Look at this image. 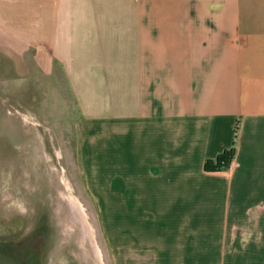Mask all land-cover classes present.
Returning <instances> with one entry per match:
<instances>
[{
  "label": "crops",
  "instance_id": "obj_1",
  "mask_svg": "<svg viewBox=\"0 0 264 264\" xmlns=\"http://www.w3.org/2000/svg\"><path fill=\"white\" fill-rule=\"evenodd\" d=\"M0 53L61 70L112 264H264V0H0Z\"/></svg>",
  "mask_w": 264,
  "mask_h": 264
},
{
  "label": "rangeland",
  "instance_id": "obj_2",
  "mask_svg": "<svg viewBox=\"0 0 264 264\" xmlns=\"http://www.w3.org/2000/svg\"><path fill=\"white\" fill-rule=\"evenodd\" d=\"M31 61L17 64L0 53V264H88L76 232L66 240L62 231L70 195L101 261L112 264L92 187L83 184L74 99L56 64L45 72Z\"/></svg>",
  "mask_w": 264,
  "mask_h": 264
},
{
  "label": "bare ground",
  "instance_id": "obj_3",
  "mask_svg": "<svg viewBox=\"0 0 264 264\" xmlns=\"http://www.w3.org/2000/svg\"><path fill=\"white\" fill-rule=\"evenodd\" d=\"M68 202H69L68 213L65 219H62L60 221L63 226L62 231L63 234L65 235L64 238H66L67 240V236L69 234H71L72 232H76V237L78 241L77 243L83 252L82 257L86 259L88 264H103L99 256L100 254L98 253L99 248H97L96 244L93 242L92 228L86 219L82 207L80 206L77 199L71 195L70 197H68ZM73 212L75 216L74 220L73 218L70 219V217L72 216L71 214Z\"/></svg>",
  "mask_w": 264,
  "mask_h": 264
},
{
  "label": "trees",
  "instance_id": "obj_4",
  "mask_svg": "<svg viewBox=\"0 0 264 264\" xmlns=\"http://www.w3.org/2000/svg\"><path fill=\"white\" fill-rule=\"evenodd\" d=\"M237 131H238V123L235 125L234 127V140H233V144L232 146L227 149L224 150L220 155H218L216 157V159L214 160H206L204 162V169L206 170H220V169H224V168H228L233 157L235 154V138L237 135Z\"/></svg>",
  "mask_w": 264,
  "mask_h": 264
},
{
  "label": "clouds",
  "instance_id": "obj_5",
  "mask_svg": "<svg viewBox=\"0 0 264 264\" xmlns=\"http://www.w3.org/2000/svg\"><path fill=\"white\" fill-rule=\"evenodd\" d=\"M19 210H20L22 213H23L24 211H26V209H24L23 206H21Z\"/></svg>",
  "mask_w": 264,
  "mask_h": 264
}]
</instances>
